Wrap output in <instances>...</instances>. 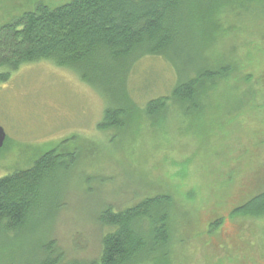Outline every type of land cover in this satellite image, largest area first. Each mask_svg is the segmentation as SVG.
<instances>
[{
	"label": "rangeland",
	"instance_id": "obj_1",
	"mask_svg": "<svg viewBox=\"0 0 264 264\" xmlns=\"http://www.w3.org/2000/svg\"><path fill=\"white\" fill-rule=\"evenodd\" d=\"M70 1L7 0L0 3V26L37 4ZM225 12L224 32L205 52L197 47V61L183 66L230 68L193 115L181 109L150 120L141 112L181 79L161 56L143 57L130 71L125 86L134 112L120 130L98 127L114 97L49 61L24 64L0 84V125L7 134L0 178L31 167L55 147L76 153L72 168L60 173L52 221L22 237V264L36 261L37 243L49 239L66 261L97 258L107 231L100 213L157 194L173 198L170 264H264V216L232 217L264 192V7ZM49 208L37 217L48 219Z\"/></svg>",
	"mask_w": 264,
	"mask_h": 264
},
{
	"label": "trees",
	"instance_id": "obj_2",
	"mask_svg": "<svg viewBox=\"0 0 264 264\" xmlns=\"http://www.w3.org/2000/svg\"><path fill=\"white\" fill-rule=\"evenodd\" d=\"M250 6L263 8L264 0H71L54 8L37 4L0 26V84L24 64L49 61L114 97L98 127L105 132L120 130L128 126L134 112L125 86L130 71L143 57L161 56L181 79L169 95L146 101L141 112L150 120L181 109L193 115L201 111L207 92L223 82L230 68L201 64L183 70V66L197 61L192 57L197 47L205 52L224 32L220 19L227 9ZM59 149L52 148L31 167L0 178V264H22V237L40 233L56 214L60 173L71 169L76 160L75 152ZM48 206V219L42 221L37 215ZM172 209L168 194L145 197L122 210L107 207L98 217L107 231L97 258L66 261L49 239L37 243L39 254L32 264H170ZM240 215L264 216V192L232 210V217Z\"/></svg>",
	"mask_w": 264,
	"mask_h": 264
},
{
	"label": "water",
	"instance_id": "obj_3",
	"mask_svg": "<svg viewBox=\"0 0 264 264\" xmlns=\"http://www.w3.org/2000/svg\"><path fill=\"white\" fill-rule=\"evenodd\" d=\"M7 134L4 128L0 125V149L5 145Z\"/></svg>",
	"mask_w": 264,
	"mask_h": 264
}]
</instances>
